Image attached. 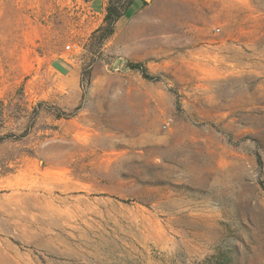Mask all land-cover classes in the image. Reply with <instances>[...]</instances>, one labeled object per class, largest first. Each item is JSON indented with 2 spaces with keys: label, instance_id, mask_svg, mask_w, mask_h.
Segmentation results:
<instances>
[{
  "label": "rangeland",
  "instance_id": "1",
  "mask_svg": "<svg viewBox=\"0 0 264 264\" xmlns=\"http://www.w3.org/2000/svg\"><path fill=\"white\" fill-rule=\"evenodd\" d=\"M0 264H264V0H0Z\"/></svg>",
  "mask_w": 264,
  "mask_h": 264
},
{
  "label": "trees",
  "instance_id": "2",
  "mask_svg": "<svg viewBox=\"0 0 264 264\" xmlns=\"http://www.w3.org/2000/svg\"><path fill=\"white\" fill-rule=\"evenodd\" d=\"M122 17L121 14L116 9H113L111 7H108L106 9V13L103 19V25L96 31L97 33H100L102 31L105 32L104 39L111 36L113 34V29L117 23V21ZM128 68L132 70H138L142 73V76L144 79L150 80L142 68L140 64H130Z\"/></svg>",
  "mask_w": 264,
  "mask_h": 264
},
{
  "label": "crops",
  "instance_id": "3",
  "mask_svg": "<svg viewBox=\"0 0 264 264\" xmlns=\"http://www.w3.org/2000/svg\"><path fill=\"white\" fill-rule=\"evenodd\" d=\"M135 4H131L130 6L133 7ZM125 19V16H122L116 23L114 29H115V35H119L122 31H123V20ZM55 67L57 70H59L60 72H65L67 71L65 76H69L70 75V87L69 89H76L78 87V73H75V71H73L72 68L68 69L67 66L71 67L70 64H66V62H62V61H57L55 64Z\"/></svg>",
  "mask_w": 264,
  "mask_h": 264
},
{
  "label": "built area",
  "instance_id": "4",
  "mask_svg": "<svg viewBox=\"0 0 264 264\" xmlns=\"http://www.w3.org/2000/svg\"><path fill=\"white\" fill-rule=\"evenodd\" d=\"M69 49V47H66V50H68Z\"/></svg>",
  "mask_w": 264,
  "mask_h": 264
}]
</instances>
